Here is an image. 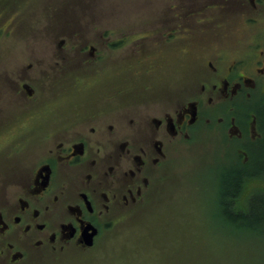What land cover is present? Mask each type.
I'll return each mask as SVG.
<instances>
[{"label": "rangeland", "instance_id": "374dc122", "mask_svg": "<svg viewBox=\"0 0 264 264\" xmlns=\"http://www.w3.org/2000/svg\"><path fill=\"white\" fill-rule=\"evenodd\" d=\"M190 1L0 0V187L14 179L15 173L22 171L41 150L32 142L13 145L11 136L16 133L11 129L19 121V124L26 121L30 106L19 91L20 82L34 86L38 98L43 96L46 100L49 95L57 98V92H65L69 95L59 100L63 107H85L84 101L75 104V97L68 92L82 96L84 91L79 89L82 79L76 80L67 73L68 68L60 73L55 67L43 66L52 45L65 37L72 42L73 30L80 33L79 44L87 42L101 48L113 43L112 51L108 49L110 53L103 59L108 63L97 77L108 78L104 87L113 96L103 101L109 103L115 118L118 114L135 115L141 109L161 107L167 100L164 94L181 93L196 85L188 77V66L175 65L184 58L178 50L189 41L188 35L176 32L178 36L171 37L174 41H169V48L165 44L160 52L167 59L158 56L160 31L172 29L177 22L169 13V6H184ZM195 1L199 7L212 0ZM221 3L231 5L224 8L230 12L227 18L236 19L239 12L251 10L240 7L235 0ZM254 11L264 16V0ZM238 22L230 20L226 28L237 27ZM106 31L110 34L101 35ZM192 38L193 47H198L201 39L206 41L209 35L203 37L196 32ZM63 83L65 91L61 89ZM263 106L264 94L260 91L247 104L259 111ZM249 141L229 139L215 126L194 127L188 137L174 139L162 168L150 182L151 187L120 221L103 230L94 246L26 249L24 258L15 264H264V225L257 227L251 222L249 227L235 228L232 225L237 223L228 220L218 204L225 171L238 164L245 166L251 150L259 151L261 142L264 149V135L259 143ZM254 156L256 161L263 159L258 154ZM244 182L237 196V208L243 207L251 194L256 196L249 199L254 203L264 193L263 176H253ZM0 264L5 263L0 260Z\"/></svg>", "mask_w": 264, "mask_h": 264}, {"label": "flooded vegetation", "instance_id": "af4514ba", "mask_svg": "<svg viewBox=\"0 0 264 264\" xmlns=\"http://www.w3.org/2000/svg\"><path fill=\"white\" fill-rule=\"evenodd\" d=\"M236 1L251 10L239 12L238 26L232 29L226 25L236 19L227 18L230 12L224 11L231 5L221 0L199 7L195 0L169 6L177 22L172 29L160 31L158 56L167 59L160 52L165 44L169 48L176 32L188 35L189 41L178 50L185 60L175 65L188 66V77L196 85L176 92L179 96L166 93L165 105L146 106L135 115L118 114L115 118L109 103L103 101L113 94L104 87L108 78L97 75L108 63L103 59L113 43L101 48L79 44L80 33L73 30L72 42L65 37L52 45L43 66L55 67L60 73L68 68L67 73L82 79L81 86L75 80L84 91L82 96L68 92L75 97V104L84 101L85 107H63L59 100L69 95L65 92H57V98H38L34 86L20 82L19 91L30 106L26 121L11 129L16 133L11 136L13 145L32 142L41 150L0 187V260L15 264L24 258L26 249L94 246L103 230L120 221L151 187L174 139L188 137L194 127L215 126L235 141L262 140V110L247 104L259 91L264 94V16L254 11L263 0ZM207 8L222 11L205 13ZM196 32L209 35L208 42L202 38L201 45L193 47ZM172 48L177 51L176 46ZM94 87L97 92H90ZM61 89L65 91V83Z\"/></svg>", "mask_w": 264, "mask_h": 264}, {"label": "trees", "instance_id": "16d2710c", "mask_svg": "<svg viewBox=\"0 0 264 264\" xmlns=\"http://www.w3.org/2000/svg\"><path fill=\"white\" fill-rule=\"evenodd\" d=\"M261 110V113L264 116V106ZM259 146V151L251 150V156L245 166H240L238 164L231 167L225 171L221 178L222 181H220V189L218 192V204L220 211L225 214L228 220L237 223L236 225H232L235 228L239 225L249 227L250 224H252L251 222H255L257 227L264 225V193L256 192L260 193L258 196L262 198L260 200L254 201V203H251L249 200L250 197L255 196V194H251L248 197L245 205H243L241 208H237V205H239L237 196L240 192V188L245 183L244 181L253 176L264 177V149L261 147L262 142L259 144ZM255 154H258V156L262 157L263 159L261 161H256V156H254ZM220 211L219 214L221 215Z\"/></svg>", "mask_w": 264, "mask_h": 264}, {"label": "water", "instance_id": "95a60500", "mask_svg": "<svg viewBox=\"0 0 264 264\" xmlns=\"http://www.w3.org/2000/svg\"><path fill=\"white\" fill-rule=\"evenodd\" d=\"M88 244H91V241L90 240L88 241Z\"/></svg>", "mask_w": 264, "mask_h": 264}]
</instances>
